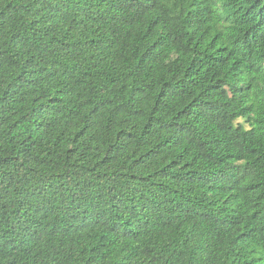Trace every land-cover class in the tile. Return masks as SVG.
<instances>
[{"label": "trees", "instance_id": "16d2710c", "mask_svg": "<svg viewBox=\"0 0 264 264\" xmlns=\"http://www.w3.org/2000/svg\"><path fill=\"white\" fill-rule=\"evenodd\" d=\"M0 264H264V0H0Z\"/></svg>", "mask_w": 264, "mask_h": 264}]
</instances>
